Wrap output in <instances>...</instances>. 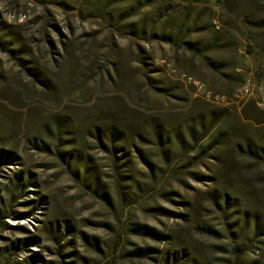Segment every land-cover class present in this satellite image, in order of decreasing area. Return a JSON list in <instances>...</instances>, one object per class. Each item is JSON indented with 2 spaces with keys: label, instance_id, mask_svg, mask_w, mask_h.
Wrapping results in <instances>:
<instances>
[{
  "label": "rangeland",
  "instance_id": "374dc122",
  "mask_svg": "<svg viewBox=\"0 0 264 264\" xmlns=\"http://www.w3.org/2000/svg\"><path fill=\"white\" fill-rule=\"evenodd\" d=\"M163 1L124 20L123 4L0 0V264H264V233L236 241L206 202L224 185L264 211V174L232 152L264 136V0ZM106 114L144 135L157 119L188 150L216 127L200 161L148 137L115 158L93 129Z\"/></svg>",
  "mask_w": 264,
  "mask_h": 264
},
{
  "label": "trees",
  "instance_id": "16d2710c",
  "mask_svg": "<svg viewBox=\"0 0 264 264\" xmlns=\"http://www.w3.org/2000/svg\"><path fill=\"white\" fill-rule=\"evenodd\" d=\"M85 1V0H84ZM92 1L97 6H100L103 9H108L110 5L123 4L127 5L129 8L127 10V17H124V20L133 17L140 13L143 9L159 3L164 2L163 0H87ZM108 6V8H106ZM167 9V8H166ZM107 15L106 11L104 12ZM150 26L145 27L141 26L139 32L143 34L147 31ZM145 128L149 134L144 135L139 130H131L126 128L113 116H109L106 114L103 116L102 120L98 122V124L93 125V129L95 130L96 140L100 145L104 147H110L111 155L115 158H118L119 152H115V146L125 147L126 151H130L129 145L133 144V142L140 143L142 139H146V137L150 138V142L156 145V147L166 154V157L169 160H178L179 158L188 159L194 161H200L204 155L209 153V149H201L197 145V143L202 142L205 139L209 138V135L215 129V125L209 124L208 126H202V132L198 139L196 145H192L188 150V146H179L175 144L176 140V131L170 125H164L159 122V120H151ZM171 127V128H170ZM134 131V133H133ZM58 134L61 132L60 129L57 130ZM264 135V134H262ZM235 145L232 148V152L234 155L242 161V175H246L247 177L251 176L255 173L258 168L259 175L264 174V136H244L239 138L238 140L234 139ZM191 145V142H188ZM217 147V146H216ZM215 149V147H214ZM195 152L196 157H190V154ZM70 155V153L68 154ZM64 159V158H63ZM71 159V158H70ZM72 160V159H71ZM70 160V161H71ZM226 167H222L221 172L224 175ZM240 170V168H239ZM223 176L215 177V183H220L224 181ZM260 177H264V175H260ZM243 178V177H242ZM238 189V188H237ZM239 190V189H238ZM233 190L231 188L225 187L224 185H220V187L213 190V192L209 193L206 198V202L209 206H215L218 210V214H222L229 216V222L231 223L232 233L236 238V241H247L250 238L261 237L264 233V211L256 212L255 210H251L249 208H245L242 205V199L240 197V191ZM32 212L21 215L19 217H28L31 216ZM225 216V217H226ZM224 217V218H225ZM223 217H221L222 220ZM223 218V219H224ZM0 223H3L0 219ZM24 244H34L33 239H23ZM20 242V241H18ZM183 251V250H182ZM182 253V252H181ZM239 257L240 255L237 254ZM237 257V256H236ZM182 256L178 257V253H174L170 258H165V264H178Z\"/></svg>",
  "mask_w": 264,
  "mask_h": 264
},
{
  "label": "built area",
  "instance_id": "2783aa9c",
  "mask_svg": "<svg viewBox=\"0 0 264 264\" xmlns=\"http://www.w3.org/2000/svg\"><path fill=\"white\" fill-rule=\"evenodd\" d=\"M257 106H258L260 109H264V99H263V100H260L259 102H257Z\"/></svg>",
  "mask_w": 264,
  "mask_h": 264
}]
</instances>
